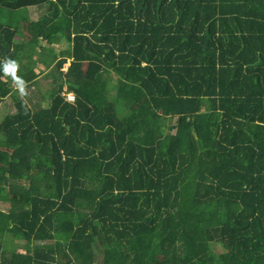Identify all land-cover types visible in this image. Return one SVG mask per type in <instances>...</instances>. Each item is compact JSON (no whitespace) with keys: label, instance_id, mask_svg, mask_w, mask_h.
Listing matches in <instances>:
<instances>
[{"label":"trees","instance_id":"obj_1","mask_svg":"<svg viewBox=\"0 0 264 264\" xmlns=\"http://www.w3.org/2000/svg\"><path fill=\"white\" fill-rule=\"evenodd\" d=\"M5 57L0 264H264V0H0Z\"/></svg>","mask_w":264,"mask_h":264},{"label":"rangeland","instance_id":"obj_2","mask_svg":"<svg viewBox=\"0 0 264 264\" xmlns=\"http://www.w3.org/2000/svg\"><path fill=\"white\" fill-rule=\"evenodd\" d=\"M45 11H46V8L44 10L43 9H41V10H39V9H30L29 17L32 20H37ZM64 46H65V43L63 42L60 45H58L56 48H57V50L60 51V50H62L64 48ZM68 66H69V64L68 65L66 64V66H64V68H63V71H65L66 68H68ZM47 75H49V74L47 73ZM2 79H3V81L6 80L5 78H2ZM42 79H43V77L39 80L40 81L39 90L42 93V95H44V94L49 93V91L52 88L53 84H52V81L50 80V77L48 78L49 81H46V83ZM69 94H72V93H69ZM8 102H9L8 99H3L2 103L0 104V123L4 120L6 115L13 114L15 112L14 106L13 105H9ZM0 209L7 210L8 208L6 207V205H3V204L1 205L0 204ZM213 248L216 251V250H219V248H221V247L219 245H215L214 244ZM18 251L24 253V251H22V250L18 249Z\"/></svg>","mask_w":264,"mask_h":264},{"label":"clouds","instance_id":"obj_3","mask_svg":"<svg viewBox=\"0 0 264 264\" xmlns=\"http://www.w3.org/2000/svg\"><path fill=\"white\" fill-rule=\"evenodd\" d=\"M20 65L19 63L11 58L5 57L0 61V71L3 72V76L10 78L15 90L18 92L21 98L28 95L26 91V82L22 77L18 75Z\"/></svg>","mask_w":264,"mask_h":264},{"label":"crops","instance_id":"obj_4","mask_svg":"<svg viewBox=\"0 0 264 264\" xmlns=\"http://www.w3.org/2000/svg\"><path fill=\"white\" fill-rule=\"evenodd\" d=\"M67 65H68V63H67ZM66 66V65H65ZM40 70H45L46 72L45 73H43V74H41L40 76H39V78L38 79H41L42 77H43V81L45 82V80H44V78H45V75L49 72L50 73V70H47V69H45L44 68V66L43 65H41V64H38V66H37V68H36V71L37 72H39ZM67 71V68H66V70L64 71V72H66ZM40 82V81H39Z\"/></svg>","mask_w":264,"mask_h":264},{"label":"built area","instance_id":"obj_5","mask_svg":"<svg viewBox=\"0 0 264 264\" xmlns=\"http://www.w3.org/2000/svg\"><path fill=\"white\" fill-rule=\"evenodd\" d=\"M63 96L66 98V100L68 101V102H74L75 101V95L74 94H69V93H67V94H63Z\"/></svg>","mask_w":264,"mask_h":264}]
</instances>
